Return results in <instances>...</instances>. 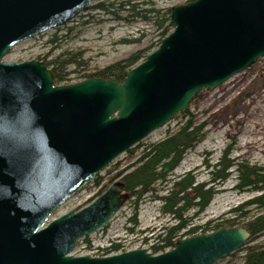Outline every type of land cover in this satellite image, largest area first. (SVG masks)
Wrapping results in <instances>:
<instances>
[{
  "label": "water",
  "instance_id": "1",
  "mask_svg": "<svg viewBox=\"0 0 264 264\" xmlns=\"http://www.w3.org/2000/svg\"><path fill=\"white\" fill-rule=\"evenodd\" d=\"M98 0H0V264H217L247 225L108 257L71 254L129 200L122 180L81 210L52 215L113 161L264 58V0H196L170 9L172 32L122 81L57 86L43 62H3Z\"/></svg>",
  "mask_w": 264,
  "mask_h": 264
},
{
  "label": "rangeland",
  "instance_id": "2",
  "mask_svg": "<svg viewBox=\"0 0 264 264\" xmlns=\"http://www.w3.org/2000/svg\"><path fill=\"white\" fill-rule=\"evenodd\" d=\"M127 2L131 5L149 3L136 9L135 13H138L150 9L165 12L173 7L186 5L190 0H98L90 6L88 12L81 14L69 24L18 44L10 50L3 61L24 63L35 60L42 61L49 67L59 56L74 54L81 59L83 66L79 69L71 66L66 71L70 74L65 77V83L61 85H67L81 82L83 76L96 74L113 64L128 60L143 50L150 49L148 57L160 47L163 41V30L157 29V23L161 22V18L156 21H147L141 16L136 17L131 10H128L129 7L125 6ZM101 4L109 10L95 9ZM143 15L152 17L150 14ZM52 41L54 42L51 43ZM49 68L51 70L52 67ZM262 96L264 99V58L243 73L234 75L214 91H201L186 111L176 115L168 124L143 140L134 148L133 154L130 155L127 152L113 161L96 178L100 179V185H96V179H94L59 208L52 219L73 210H81L91 204L108 180L136 162L146 147L163 141L188 120L196 126L203 125L205 137L184 156L173 175L168 178V182L156 184L157 193L155 194L159 197L167 195L173 183L186 174H192L197 183H209L213 177L210 166L219 163L225 153H228L227 159L230 161L241 163L257 172L264 170L262 162L251 157L250 154H245L241 149V146L245 144L244 133L253 128L254 120L248 117L257 103L262 111L258 113V118L264 123V104H261L259 99ZM239 117L244 118L242 126L235 125ZM225 122L230 123L226 125ZM230 124L233 128H229ZM220 130L223 134L217 138L216 133ZM237 170L238 167H234L229 171L228 179L221 184L219 192L205 212L197 216L194 210L185 216V219H191L190 227L182 230L178 239L186 237V233L194 226H203L211 221L217 224L233 219H236L240 225H244L261 213L256 206L234 213L235 210L262 194L254 188H239L241 181ZM135 207L134 200L129 199L111 220L108 228L81 239L72 255L93 257V251L102 254L115 247L123 248L122 252L140 249H148L152 252L153 245L158 243L157 237L163 232L162 229L178 224L173 216L162 212L161 201L148 197L140 203L137 209L138 224L134 225L131 219L135 214ZM244 213L247 215L241 217L240 214ZM249 242V245H264V231L251 237ZM159 245L164 244L159 243ZM243 256V252H237L231 258L221 260L217 264H242Z\"/></svg>",
  "mask_w": 264,
  "mask_h": 264
},
{
  "label": "trees",
  "instance_id": "3",
  "mask_svg": "<svg viewBox=\"0 0 264 264\" xmlns=\"http://www.w3.org/2000/svg\"><path fill=\"white\" fill-rule=\"evenodd\" d=\"M194 1L196 0H190V2ZM144 4L148 5L149 3ZM144 4L131 5L130 2H127L125 6L129 7L128 10H131L134 16H141L147 21H156L161 18V22L157 23V29L163 30V39L166 38L171 32L169 27L170 10L161 12L160 10L150 9L135 13V10L141 8ZM95 9L103 11L109 10V8L102 4L97 5ZM143 14H150L152 17H147V15ZM53 42L54 41L51 43ZM149 50L150 49L143 50L133 55L128 60L113 64L100 70L96 74L85 75L81 80L101 78L105 80L122 81L126 77L128 71L137 66L142 60L146 59ZM80 61L81 59H78L74 54H65L56 58L49 65L54 72L55 83L57 85L64 84L66 80L65 77L70 74L66 71H68L71 66L79 69L83 66ZM203 129V125L196 126L195 123L188 120L178 130L169 134L163 141L146 147L137 158L136 162L121 170L117 176L108 180L97 196H101L111 184L117 179H121L126 185V191L129 193L130 197L129 199H133L136 205L135 214L131 219V223L134 225L138 224L137 209L140 203L146 198L150 197L157 199L163 203L162 212L166 215L173 216L178 224L171 228L162 229L163 232L157 237L158 243L152 247V253L154 255L174 247L175 242L179 238V233L190 227L191 219H185V216L194 210L197 216L205 212L214 196L219 192L218 190L221 184L228 179L229 171L234 167H238L237 171L240 173L239 178L241 184L239 188H254V190L262 192L260 196L248 202L245 206L235 210L234 213L237 214L241 212L242 209L256 206V208L261 210V213L255 215L244 225L248 226L251 237L264 231V170L257 172L241 163L230 161L227 159L228 153L224 154L219 163L210 166V168H212L211 174L213 177L209 183H197L192 174H186L173 183L167 195L159 197L158 194H155L157 193L155 190L156 184L168 182V178L173 175L184 156L194 149L205 137ZM134 151V149L130 150L129 154H133ZM95 184L100 185V179H96ZM245 215H247V213L240 214L241 217ZM237 225H240V223L236 221V219L219 222L217 224L211 221L203 226H194L190 228L186 235H194L200 231L206 233L225 226L235 227ZM159 243H163L164 245H159ZM249 244L250 242L238 251L244 253L242 264H264V245Z\"/></svg>",
  "mask_w": 264,
  "mask_h": 264
},
{
  "label": "bare ground",
  "instance_id": "4",
  "mask_svg": "<svg viewBox=\"0 0 264 264\" xmlns=\"http://www.w3.org/2000/svg\"><path fill=\"white\" fill-rule=\"evenodd\" d=\"M40 62H42V61H40ZM44 64L47 68H49L46 63H44ZM232 90H234V89H232ZM259 99H260V103L264 104L263 96L260 97ZM255 104H256V102H255ZM259 112H262V111H261V107H259V105L257 103L255 109L252 110L251 115L248 117V119L254 120V122L252 123L253 128H250L246 133H244L245 144H244V146H241V149L244 151L245 154H250L251 157L255 158L256 160H258L264 164V123L262 121H260L258 118ZM210 117H212V115ZM242 120H244V118H242V117L237 118L235 121V123H236L235 125L240 124V126H242L244 123ZM207 121H209V119ZM229 123L230 122H225L226 125ZM229 128H233V126L230 124ZM222 134H223V131H221V130L218 131L216 133L217 138H219ZM112 240H115V239H112ZM93 248H94V246H93Z\"/></svg>",
  "mask_w": 264,
  "mask_h": 264
}]
</instances>
